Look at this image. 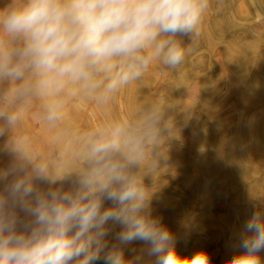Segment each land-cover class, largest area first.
Wrapping results in <instances>:
<instances>
[{
	"label": "clouds",
	"instance_id": "9594fccd",
	"mask_svg": "<svg viewBox=\"0 0 264 264\" xmlns=\"http://www.w3.org/2000/svg\"><path fill=\"white\" fill-rule=\"evenodd\" d=\"M208 7L209 0H10L0 9V83L11 84L15 100L44 99L54 123L66 95L107 101L153 64L178 68L182 38L192 40ZM170 110L154 100L135 120L94 132L86 167L67 188L71 174H53L21 148L0 170V264H212L206 249L182 254L177 235L153 215L155 191L145 178L153 181L178 138ZM19 119L0 110L9 127ZM262 251L258 208L225 264H264Z\"/></svg>",
	"mask_w": 264,
	"mask_h": 264
},
{
	"label": "rangeland",
	"instance_id": "374dc122",
	"mask_svg": "<svg viewBox=\"0 0 264 264\" xmlns=\"http://www.w3.org/2000/svg\"><path fill=\"white\" fill-rule=\"evenodd\" d=\"M248 1L254 2L252 3V6L249 7L251 8L250 11L253 13L255 10L252 16L249 15L251 17L248 19L252 24L253 30L251 31L254 33V35L256 34L255 37H257L260 33L259 37L264 38V33L261 34L260 32L262 29L260 27L261 20L264 21V8L261 9L260 3H264V1L259 3V0H255L256 2L254 0H235L232 1V3L235 2L236 4H231L232 6H230L228 12L232 13L233 7L244 5L242 6L243 8L245 7L244 13H248L249 10L247 9L248 7L246 5ZM9 2L10 0H0V9L4 8ZM243 2L244 4H241ZM220 3L222 4L221 0H209V7L204 13L202 21L207 20L208 23H211V18L212 20L217 21V19H219V12L217 10L220 7ZM235 19L237 22L242 24V20L240 21L238 18ZM203 28L205 29V27ZM231 37L232 35L230 37L226 36L224 39H221L215 34L212 39H209L212 40L213 46H210L209 40L205 41L206 38L198 32L193 36L192 40H190L189 37H183L182 39L186 45V51L184 61L179 66V68H163L159 64H153L144 74L141 80L133 83L130 86L121 88L107 101H101L87 96L86 98L85 95H66L62 118L54 123L47 121L45 117V111L40 110V106L36 103V101L33 99L26 101L15 100L9 94L11 84L7 81L0 83V110L16 111L20 113V119L14 126L9 127L3 120H0V130H2V132H0V144L3 142V145L6 144L9 146L11 144V147L9 146L10 149H7L8 151L4 153L5 157L2 156L4 161L7 160V162H5V165L0 164V170L5 169L7 165H10L11 162H14L18 159V151L21 148L24 150L26 155L33 160V162L46 164L42 156V150L43 147H45L44 152L46 151L45 149L48 148L47 150L49 151V157L52 160L53 165L55 164L54 167L56 173L61 175L71 174V177L65 183V188H67L69 184L75 179V176L81 172L78 167H86L82 159V154L86 149L87 143L92 138V134L101 128H107L116 122L133 121L146 107V105L141 103L137 98H135L134 101L128 102L126 97L132 90L138 91L139 89L141 94L139 95L138 93V96L143 94L142 97H147L150 99V103H152L154 100H164V103L167 101L166 104L168 105L171 104V102H173L177 97H179L177 98V101L179 99V103L176 102V104L178 103L177 105L174 104L173 107L171 106L172 112L170 113H172V115L169 116L170 123L174 127L173 134L178 138L171 140L169 147L166 144L162 149L165 154H167V147L168 154L170 151L171 152L168 155L166 163L161 164L158 167L159 169L156 168L153 175V179L156 180L160 178L161 184L163 185L161 187H155L156 185L154 180L152 181L151 177L148 179L150 181L145 180V183L147 185L149 184V186H151L153 183V191L157 190L155 191V196L153 198L154 200L152 201L153 215L161 216L164 224L166 223L165 225H167L172 230V232L177 235V249L182 254L188 255L203 248L206 249L210 254L212 264H225V262L231 256H233L236 251H238L239 235L245 221L258 208L264 209V133H261L262 135H257V133H255V135L253 133L256 137H253L252 142L261 151L259 152L261 153L260 155L257 154L259 159L251 160L242 156L240 158L241 161H238L237 164V176L235 175L234 177L235 181L233 185L224 180L226 175L225 172H228L227 166L229 162L226 159L224 151V146L227 144L226 141L228 142V139L234 135V132L236 131L235 128L238 126L239 131L238 133L236 132L235 136L238 143H236L235 148L237 153L236 157L238 159L239 155H242L241 153L246 155L248 153L246 149V145L248 143L247 140L243 138L240 130L245 131V126L249 118H251V120L254 122V120L264 117V92H262V95L258 96L260 99L258 98V101L249 110L250 112H244L238 108L239 106H236L237 102L239 101V94V96L237 94L233 95L232 98H230L228 101H225V104L223 103V106L222 101H216L222 97H219L220 95H226L228 92V82H230L228 77L229 73H227L229 70L228 66H234V64H232L233 61L229 60L230 57L228 56V53L226 55V53L223 51L226 50L227 45L230 42L234 44L233 42L235 41H231L233 38ZM240 40H236V47L245 42V39L243 38H240ZM218 46L219 48H217ZM223 47L224 50L222 49ZM260 48L258 51L259 53H249V55L246 54V58H248L247 66L246 69L243 70L244 74L242 75L245 80L246 76L249 75L248 77H251V75L255 73L256 62L253 60L256 57L260 58L262 55H264V48ZM260 52L262 54H260ZM224 59H226V61ZM188 68L190 70H188ZM239 71L241 70H238V74L240 73ZM182 74H187L184 78L186 80H183V83L186 82L184 84L185 86L182 84L184 87H182L183 90L181 88L179 91L176 89L175 91L173 89L174 85H171V82L175 79V77L177 79L178 76H183ZM262 74H264V72H262ZM163 75H167L168 78L165 79L164 85H162L163 87L161 89L159 88L158 90V85L162 81L161 78ZM167 79H170V81ZM178 80L180 81L179 78ZM261 80L264 81V76H262ZM261 80L257 79L258 83H256V85H258V87L255 86L256 90L258 89L257 91L264 90V84H262ZM200 88H203L206 96L209 97V99L205 100H209L210 102L214 103L219 102L220 110L218 108L219 106L216 107L218 104L213 103V106L211 107L212 113L215 110H218L214 112V117H217L221 113H225L224 115L221 114L220 117L218 116L219 120L222 122L220 129L222 142L219 149H215V146L212 147L211 143L207 139V141L203 140L204 136L206 137V134L207 137L211 136L210 132H213L212 125L214 124H212L211 121L207 119L205 110L202 109L203 111L200 112L201 106L204 102L198 100ZM175 92L178 94L176 93L177 95H175ZM170 96L173 98L172 101L168 100ZM168 101L171 102L169 103ZM214 108L215 110H213ZM186 110L187 112H184ZM183 123H185L186 126H182L184 125ZM260 129L264 130V127H261ZM56 133L58 135L61 134L63 145L69 148L68 156L72 159V162H74L70 166L67 164L69 163L68 157H66L65 161L60 160V148L57 147L56 144H53L54 146L51 145V140L54 139V134ZM6 134L11 135L5 138L4 135ZM45 139L50 142V144L47 142L49 145L46 143ZM74 143H76L77 148H72ZM192 144L194 145L193 147ZM50 145L52 147L49 148ZM190 147L193 148V151L189 150ZM179 153L180 155L178 157L177 155ZM185 153L187 154L186 156ZM198 153H210L211 158H207L208 162L205 160L206 163L204 162L199 165L194 161L195 155L193 156V154ZM183 154L184 156H182ZM214 155L215 159H213ZM73 156H75L76 159H74ZM174 157L175 159H173ZM182 157L188 158H184V161L192 159L190 168L188 167V169L185 170L182 167L181 169V165L183 164L178 163L177 161H180ZM1 161L2 160L0 159V162ZM175 161L176 163L174 164ZM238 167H240V169ZM240 173L241 175H239ZM182 175H187L188 179H183ZM198 178L199 180H197ZM162 181H165V183ZM217 185L219 186L218 190L221 188L219 191V193L221 192L220 195L215 194L213 191V188H215ZM200 187H209L210 190L208 191L210 192L208 195H202L200 193ZM211 189L214 194L211 193ZM105 206H111L110 202L106 203ZM173 224H175V227ZM130 247L139 249L141 245L137 243L131 245ZM261 256L264 258V251L261 252Z\"/></svg>",
	"mask_w": 264,
	"mask_h": 264
},
{
	"label": "bare ground",
	"instance_id": "6f19581e",
	"mask_svg": "<svg viewBox=\"0 0 264 264\" xmlns=\"http://www.w3.org/2000/svg\"><path fill=\"white\" fill-rule=\"evenodd\" d=\"M232 1H235V0H221V2H222V4L220 3L219 5H220V7L218 8V12H219V14H218V16H219V19H217V21H215V20H212V18H211V20H210V22L212 23H208L207 22V20L205 21V20H203V21H201V23H200V26H199V28H198V33H200L202 36H204L205 38H206V40L205 41H208L209 39H212V37H214L215 36V34L217 35V36H219V38H221V39H224L226 36H231L232 35V39H231V41H235V42H233L234 44H232V42H230L228 45H227V48H226V50H224V47L222 48L224 51L223 52H225L226 53V55H227V53H228V56L230 57L229 58V60H231V61H233V63L232 64H234V66H231V65H229L228 67H229V70L227 71V73H229L228 75V77H229V80H230V82H228V89H227V94L226 95H220L219 97H221L219 100H216V101H222V106H223V103L225 104V101H228L230 98H232V96L233 95H235V94H239L240 95V97H238L239 98V101L237 102V105L236 106H239L238 108L240 109V110H242V111H249L251 108H252V106L253 105H255V103L258 101V98L260 99V97H258V96H260V95H262V92H264V90H261V91H257L256 90V87L255 86H257L258 87V85H256V83H258L257 82V79L258 80H261L262 79V76H264V74H262V72H264V55H262L260 58H258V57H256L253 61H255L256 62V70H255V73L253 74V75H251V77H248V76H246V80L244 79V77L242 76L243 74H244V72H243V70H245L246 69V66H247V59L248 58H246V56L247 55H249V53H257L258 51H259V48L261 47V48H264V38H262V37H259V35H260V33H259V35L257 36V37H255L256 36V34L254 35V33H252V31L251 30H253L252 29V24H251V22L248 20L253 14H254V12H255V10H254V12L252 13L250 10H251V8H249L250 6H252V3H254V2H245L246 3V5H247V9L249 10V12L248 13H244V8L242 7V6H244V5H236L237 7H233L232 8V13L231 12H228V9L230 8V6H232L231 4H233V3H235V2H233L232 3ZM246 1V0H245ZM251 1V0H250ZM255 1V0H254ZM257 1V0H256ZM255 1V2H256ZM261 1H264V0H259V3L261 2ZM258 3V2H257ZM236 4V3H235ZM241 4H244V2L243 3H241ZM216 5V4H215ZM234 6V5H233ZM254 7V6H253ZM260 7H261V9L262 8H264V3H260ZM258 8V7H257ZM259 9V8H258ZM231 10V9H230ZM229 10V11H230ZM208 12V11H207ZM211 14V13H210ZM215 14V13H214ZM249 15H251V16H249ZM235 18H238L240 21L242 20V24L241 23H239V22H237L236 21V19ZM214 22V23H213ZM208 24H210V25H208ZM251 24V25H250ZM203 27H205V29L203 28ZM260 27L262 28L261 29V34L262 33H264V21H262L261 20V24H260ZM259 31V30H258ZM235 35H237V36H235ZM217 38V37H216ZM228 38V37H227ZM240 38H243V39H245L244 41V43L243 44H240L238 47H236L235 45V43H236V40L237 39H239L240 40ZM216 40V39H215ZM240 41H242V40H240ZM239 41V42H240ZM250 41V42H249ZM217 42H218V40H217ZM209 45L210 46H213V44H212V40H209ZM225 43H227V42H225ZM224 43V44H225ZM241 43V42H240ZM212 44V45H211ZM259 46V47H258ZM207 47V46H206ZM217 48H219V46L217 47ZM260 48V49H261ZM221 52V51H220ZM222 52V53H223ZM259 53V52H258ZM247 54V55H246ZM260 54H262L261 52H260ZM223 55H224V53H223ZM258 55V54H257ZM255 57V56H254ZM224 58V57H223ZM251 58V59H252ZM225 61H226V59H224ZM251 61V60H250ZM197 62V61H196ZM254 63V62H253ZM160 66H162V65H160ZM193 66H194V64H193ZM193 66H191V67H193ZM253 66V65H252ZM163 68H165L164 66H162ZM183 67V66H182ZM179 68V67H178ZM227 68V67H226ZM252 68V67H251ZM192 69H194V68H192ZM228 69V68H227ZM226 69V70H227ZM253 69V68H252ZM188 70H190L189 68H188ZM238 70H241V71H239L240 73L238 74ZM164 72V71H163ZM178 72V71H177ZM187 72V71H186ZM165 73V72H164ZM179 73V72H178ZM188 74V73H187ZM187 74H182L183 76H178V78L180 79V81L178 80V78L176 79V77H175V79L174 80H172V84L171 85H174V87H173V89L175 90H177V91H179L182 87H183V85L186 83H183L184 81L183 80H186V79H184L185 78V76L187 75ZM194 74V73H193ZM193 74H191V75H193ZM196 74V73H195ZM173 76V75H172ZM195 77V76H194ZM166 78H168L167 77V75H163V77L161 78L162 79V81L160 82V84L158 85V90H159V88L161 89L163 86L162 85H164V81H165V79ZM170 78H171V76H170ZM187 78V77H186ZM197 78H198V76H197ZM167 80H169L170 81V79H167ZM261 82H262V84H264V81H262L261 80ZM183 84V85H182ZM170 85V86H171ZM185 86V85H184ZM142 88V87H141ZM184 88V87H183ZM183 88H182V90H183ZM171 89H172V87H171ZM201 89V90H200ZM199 89V96H198V100L199 101H204L203 102V104H202V106H201V111L200 112H202L203 110H205V115H206V117H207V119H209V121H211V123L212 124H214V125H212L213 126V132H210L211 133V136H209V137H207V134H206V137L204 136V138H203V140L204 141H209L210 143H211V145H212V147H214L215 149H219L220 147H221V142H222V135H221V133H220V129H221V125H222V122H221V120H219V117L221 116V114L220 115H218L217 117H214V112L215 111H218V110H215V108L213 109V110H215L213 113H212V111H211V107L213 106V103L214 102H210L209 100V102L207 101V100H205V99H209V97L208 96H206V94H205V92L203 91V88H200ZM142 90V89H141ZM157 90V89H156ZM173 90V91H174ZM175 90V91H176ZM148 91V90H147ZM170 91H172V90H170ZM129 92V91H128ZM141 91H139V89H138V91L137 90H132L131 92H130V94H128V96L126 97V99H128V102L129 101H134V99L135 98H137L141 103H144V105H146V106H148L149 104H151L150 103V99H148L147 97L145 98V97H142V95L141 96H138V93H139V95L141 94L140 93ZM163 92V91H162ZM219 92V91H218ZM149 93V92H148ZM147 93V94H148ZM171 93V92H170ZM177 92H175L174 94L175 95H177L176 94ZM210 93V92H209ZM214 93V92H213ZM256 93H257V95H256ZM146 94V93H145ZM172 94V93H171ZM225 94V93H224ZM135 95H137V96H135ZM148 95H150V94H148ZM147 95V96H148ZM166 95V94H165ZM208 95V94H207ZM212 95V94H211ZM238 95V96H239ZM78 96H82V95H78ZM135 96V97H134ZM213 96H216V95H213ZM86 97V96H85ZM88 97V96H87ZM86 97V98H87ZM175 97H177V96H175ZM206 97H208V98H206ZM85 98V99H86ZM177 98H179V97H177ZM177 98L173 101V102H171L172 100H173V98H172V96H170L169 98H168V100H171L170 102H171V104H168V105H170V106H172L173 107V105L174 104H176V102H178L179 101V99H178V101H177ZM212 98V97H211ZM211 98H210V100H211ZM237 98V99H238ZM34 101H36V103L40 106V110L42 111V110H44V104L46 103V101L44 100V99H40V98H32ZM82 99V98H81ZM166 99V98H165ZM164 101V100H163ZM187 101V100H186ZM205 101H207V102H205ZM212 101V100H211ZM169 102V101H168ZM169 102V103H170ZM183 102V101H182ZM32 103H34V102H32ZM36 103H34V104H36ZM135 103V102H134ZM166 103H167V101H166ZM165 103V104H166ZM179 103V102H178ZM177 103V104H178ZM176 104V105H177ZM214 104H218V105H216V107L217 106H219V102H215ZM167 105V104H166ZM127 107V106H126ZM179 107V106H178ZM193 107V106H192ZM214 107H215V105H214ZM143 108H144V106H143ZM184 108H186V107H184ZM219 108V110H220V106L218 107ZM172 109V108H171ZM188 109V108H187ZM203 109V110H202ZM238 109V110H239ZM175 111V110H174ZM173 111V112H174ZM170 112H172V110H170ZM169 112V116H171L172 115V113H170ZM184 112H187V110L186 111H184ZM224 112H226V111H224ZM223 112V113H224ZM250 112V111H249ZM117 113V112H116ZM183 113V112H182ZM243 113V112H242ZM96 114V113H95ZM175 114V113H174ZM179 114V113H178ZM181 114V113H180ZM225 114V113H224ZM224 114H222V115H224ZM182 116V115H181ZM229 117V116H228ZM188 118V117H187ZM226 118V117H225ZM206 119V120H207ZM257 119V118H256ZM183 122V121H182ZM186 123V122H185ZM185 123H183L184 125H182V126H186V124ZM211 123H210V125H211ZM224 123V122H223ZM262 125H264V117H261L260 119H258V120H254V122L251 120V118H249L248 120H247V123H246V126H245V131H242V130H240L241 131V134L243 135V138L245 139V140H247V145H246V149H247V154L245 155L244 153H241L242 155H239V157H238V159H237V153H236V143H237V138L235 137L236 136V132L238 133V131H239V127L238 126H236V128H235V132H234V135L230 138V139H228V142L226 141V146H224V151H225V155H226V159L229 161L228 162V172H225L226 173V175H225V181H228L229 182V184L231 183L232 185H233V183H234V177H235V175H236V173H237V164H238V161L240 162L241 160H240V158L243 156V157H245V158H247V159H256V160H258L259 158L257 157V154L258 155H260L261 153H259V152H261L260 150H259V148L258 147H256L255 146V144L252 142L253 141V137H256L255 135V133H257V135L258 134H260V135H262L261 133H264V130H262V129H260L261 127H264V126H262ZM260 127V128H259ZM214 128H215V131H214ZM255 135H254V134ZM57 134V133H56ZM54 134V139H52L51 140V145H53V144H56V146L57 147H59L60 148V155H59V158H60V160H62V161H65L66 160V157H68L69 158V148H67V147H65L64 145H63V143H62V138H61V134ZM11 134H6V135H4V137L5 138H7V136H10ZM254 135V136H253ZM45 137H46V135H45ZM212 137V138H211ZM207 139V140H206ZM4 140V139H3ZM46 140V139H45ZM202 140V141H203ZM238 141H239V139H238ZM49 143L50 144V142L48 141V140H46V143ZM4 143V142H3ZM3 143L2 144H0V159L3 161H1L0 162V164H4L5 165V162H7V160L6 161H4V158H2V156L3 157H5V155H4V153H6L8 150L7 149H10V147L8 146V145H6V144H4L3 145ZM47 143V144H48ZM9 144V143H8ZM48 144V145H49ZM238 144V143H237ZM49 146V148L50 147H52V146ZM54 146V145H53ZM194 145L192 144V147H193ZM77 148V145H76V143H74L73 145H72V148ZM192 147H190V149L189 150H191V151H193V148ZM238 147V146H237ZM44 148L45 147H43V150H42V156H43V159H44V162H46V164L48 165V167H49V170H50V172H52L53 174H57L56 173V171H55V167H54V165H53V162H52V160L50 159V155H49V151L47 150L48 148H46L45 150L47 151H45L44 152ZM185 148H187V147H185ZM213 148V149H214ZM188 149V148H187ZM213 151V150H212ZM41 152V151H40ZM171 152V151H170ZM170 152H169V154H170ZM175 152H177V151H175ZM186 152V151H185ZM204 152V151H203ZM215 152V151H214ZM242 152V151H241ZM39 153V152H38ZM46 153V154H45ZM173 153H174V151H173ZM184 153V152H183ZM238 153H240V152H238ZM168 154V155H169ZM172 154V153H171ZM179 155H180V153L177 155L178 157H179ZM187 154L185 153V156H186ZM195 155V156H194ZM225 155H224V157H225ZM41 156V157H42ZM172 156V155H171ZM182 156H184V154L182 155ZM193 156H194V158H195V162L197 163V164H199V165H201V163H204L205 162V160H207V162H208V159L207 158H211V154L209 153V154H200V153H198V154H193ZM170 157V156H169ZM261 157V156H260ZM73 158L74 159H76V157L75 156H73ZM185 159H188L187 157H184ZM183 157H182V159L180 160V161H177L178 163H181V164H183V165H181V169H182V167H183V169H188V167L190 168V164H192V159L191 160H187V161H184L185 159H184ZM197 158V159H196ZM171 159H172V157H171ZM173 159H175V157L173 158ZM184 159V160H183ZM213 159H215V155H214V158ZM218 159V158H217ZM217 159H216V161H217ZM244 159V158H243ZM262 159V158H261ZM49 160V161H48ZM71 160V161H70ZM169 160H170V158H169ZM177 160V159H176ZM179 160V159H178ZM74 161V160H73ZM247 161V160H246ZM245 161V162H246ZM172 162V161H171ZM185 162V163H184ZM215 162V161H214ZM225 162V161H224ZM261 162V161H260ZM74 162H72V159L71 158H69V163H67L68 164V166H70V165H72ZM173 163V162H172ZM176 163V161L174 162V164ZM206 163V162H205ZM212 163V162H211ZM226 163V162H225ZM179 165V164H178ZM178 165H176V166H178ZM249 165V164H248ZM9 165H7L6 167H5V169L8 167ZM205 166V165H204ZM214 166V165H213ZM218 166V165H217ZM241 166V165H240ZM3 167V166H2ZM180 167V166H179ZM239 169H240V167H238ZM247 168V167H246ZM78 169L80 170V171H82V170H84L85 168L84 167H82V166H80V167H78ZM159 169V168H158ZM192 169V168H191ZM198 169V168H197ZM206 169V168H205ZM212 170V169H211ZM211 170H210V173H211ZM191 171V170H190ZM207 171V170H206ZM200 172V171H199ZM202 172V171H201ZM255 172V171H254ZM253 172V173H254ZM209 173V174H210ZM189 174V173H188ZM203 174V173H202ZM206 174V173H205ZM239 175H241V173L239 174ZM210 176V175H209ZM213 176H214V174H213ZM237 176V175H236ZM211 177V176H210ZM182 178L183 179H185V180H187L188 179V177H187V175H182ZM148 179H150V177H146L145 178V180H147V181H150V180H148ZM160 178H158V179H156V180H154V183H155V187H161L163 184H161V179L159 180ZM184 180V181H185ZM193 180H194V178H193ZM197 180H199V178L197 179ZM212 180V179H211ZM213 180H215V179H213ZM242 180V179H241ZM192 181V180H191ZM162 182H164L165 183V181H162ZM223 183V182H222ZM227 183V182H226ZM214 184H215V182H214ZM149 185V184H148ZM158 185V186H157ZM206 185H208V184H206ZM219 185V184H218ZM216 186L215 188H213V191L215 192V194H218V195H220L221 194V192L219 193V191L221 190V188H220V190H218V187L219 186ZM199 186V185H198ZM203 186H205V185H203ZM210 186V185H209ZM222 187V186H221ZM198 188V187H197ZM243 188V187H242ZM227 189V188H226ZM168 190V189H167ZM208 190H210L209 189V187L208 188H204V187H200V193L202 194V195H208V193L210 192V191H208ZM155 191H157V190H155ZM211 191H212V189H211ZM211 192L212 194H214V192ZM186 192V191H185ZM199 192V191H198ZM182 193V192H181ZM210 193V194H211ZM223 193V192H222ZM233 194V193H232ZM155 196V195H154ZM159 196V195H158ZM217 196V195H216ZM215 196V197H216ZM183 197H185V196H183ZM211 197V196H210ZM227 197V196H226ZM234 197V196H233ZM158 198V197H157ZM207 198V197H206ZM209 198V197H208ZM220 198V197H219ZM204 199V198H203ZM211 199V198H210ZM154 200V199H153ZM215 200V199H214ZM237 201V200H236ZM236 201H234V202H236ZM208 203V202H207ZM242 203H243V201H242ZM241 203V204H242ZM236 204V203H235ZM160 206V205H159ZM163 208V207H162ZM164 209V208H163ZM207 209H209V208H207ZM177 210V209H176ZM163 213V212H162ZM166 224V223H165ZM174 225V227H175V224H173ZM180 227V226H179Z\"/></svg>",
	"mask_w": 264,
	"mask_h": 264
}]
</instances>
